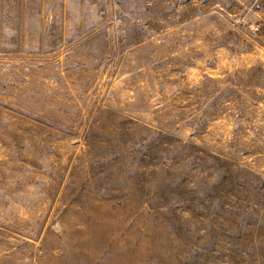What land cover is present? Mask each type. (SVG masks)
Instances as JSON below:
<instances>
[{
    "label": "rangeland",
    "instance_id": "rangeland-1",
    "mask_svg": "<svg viewBox=\"0 0 264 264\" xmlns=\"http://www.w3.org/2000/svg\"><path fill=\"white\" fill-rule=\"evenodd\" d=\"M0 264H264V0H0Z\"/></svg>",
    "mask_w": 264,
    "mask_h": 264
}]
</instances>
